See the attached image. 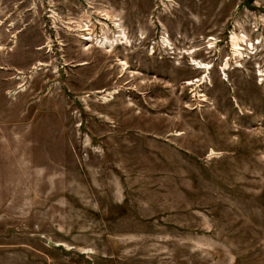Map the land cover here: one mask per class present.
<instances>
[{
  "label": "rangeland",
  "instance_id": "1",
  "mask_svg": "<svg viewBox=\"0 0 264 264\" xmlns=\"http://www.w3.org/2000/svg\"><path fill=\"white\" fill-rule=\"evenodd\" d=\"M0 264H264V0H0Z\"/></svg>",
  "mask_w": 264,
  "mask_h": 264
},
{
  "label": "bare ground",
  "instance_id": "2",
  "mask_svg": "<svg viewBox=\"0 0 264 264\" xmlns=\"http://www.w3.org/2000/svg\"><path fill=\"white\" fill-rule=\"evenodd\" d=\"M239 38V37H238ZM238 38L234 35L231 36L230 40H231V47H232V54L234 56H238V55H241V45L239 44V41H238ZM242 40V39H241ZM106 41V40H105ZM104 41V42H105ZM101 42V41H100ZM106 44V43H105ZM239 57V56H238ZM198 69H208L209 67L206 66V65H203V64H198L196 66ZM227 67V63H225V66H224V70L226 69Z\"/></svg>",
  "mask_w": 264,
  "mask_h": 264
}]
</instances>
